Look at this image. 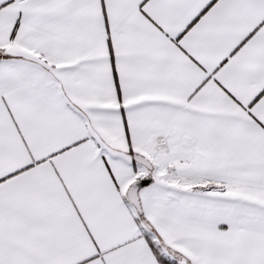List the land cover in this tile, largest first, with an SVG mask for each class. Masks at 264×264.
<instances>
[{"label":"snow or ice","instance_id":"snow-or-ice-1","mask_svg":"<svg viewBox=\"0 0 264 264\" xmlns=\"http://www.w3.org/2000/svg\"><path fill=\"white\" fill-rule=\"evenodd\" d=\"M0 264H264V0H0Z\"/></svg>","mask_w":264,"mask_h":264}]
</instances>
